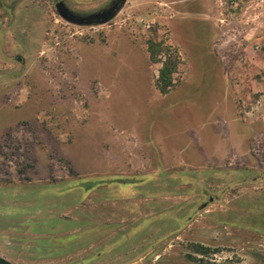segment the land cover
<instances>
[{
  "label": "rangeland",
  "instance_id": "rangeland-1",
  "mask_svg": "<svg viewBox=\"0 0 264 264\" xmlns=\"http://www.w3.org/2000/svg\"><path fill=\"white\" fill-rule=\"evenodd\" d=\"M62 1L91 14L114 0ZM181 3L126 0L108 23L79 26L54 0H0V203L115 183L124 264H264V0H207L206 20L182 15ZM149 41L163 43L162 62L180 59L168 94ZM179 109L204 131L233 127L235 175H201L193 147L187 175L137 174L152 134L162 166L163 125L180 127Z\"/></svg>",
  "mask_w": 264,
  "mask_h": 264
},
{
  "label": "crops",
  "instance_id": "crops-1",
  "mask_svg": "<svg viewBox=\"0 0 264 264\" xmlns=\"http://www.w3.org/2000/svg\"><path fill=\"white\" fill-rule=\"evenodd\" d=\"M180 1L178 7L182 8V15L195 12L201 20L208 18L204 7L207 0H194L192 4L188 0ZM193 4H201L202 10H191ZM169 113L165 122L171 121ZM176 116L180 127L169 123L163 125L162 166L155 168L153 151L160 147L153 145L155 137L152 134L149 145L152 152L146 154V170L137 174L187 175L186 165L180 164L189 162L183 155L187 148L193 147L199 151L193 161L198 164L201 175L208 170L212 175H235L227 165L231 155L228 149L235 147L233 127L230 133L227 125L221 128L210 123L204 131L195 117L193 124L188 122L185 109L177 110ZM221 129L225 130L224 134ZM170 151L178 154L177 160L171 162V158L168 159ZM158 160L159 163L161 158ZM171 163L179 165L177 171L176 167L170 169ZM113 184L93 188L36 189L31 199L20 193L16 202L0 203V256L12 264H124L123 194ZM15 211L18 216L10 218V213ZM20 213L23 216L20 217ZM28 219L38 221L46 230L30 233ZM73 245L76 246L73 250L66 249Z\"/></svg>",
  "mask_w": 264,
  "mask_h": 264
},
{
  "label": "water",
  "instance_id": "water-1",
  "mask_svg": "<svg viewBox=\"0 0 264 264\" xmlns=\"http://www.w3.org/2000/svg\"><path fill=\"white\" fill-rule=\"evenodd\" d=\"M125 2L126 0H114L109 7L88 15L76 14L70 10L62 0L56 2L55 6L59 16L66 22L79 26H92L105 24L111 21ZM0 264L12 263L0 256Z\"/></svg>",
  "mask_w": 264,
  "mask_h": 264
},
{
  "label": "trees",
  "instance_id": "trees-1",
  "mask_svg": "<svg viewBox=\"0 0 264 264\" xmlns=\"http://www.w3.org/2000/svg\"><path fill=\"white\" fill-rule=\"evenodd\" d=\"M162 46L163 43L149 41L147 51L152 63H162V67L159 70V77L156 81V85L160 93L168 94L170 90L175 86V80L173 76L178 69L180 59L178 56L173 57L170 53V56L162 62L159 59L161 52H163L164 50Z\"/></svg>",
  "mask_w": 264,
  "mask_h": 264
},
{
  "label": "flooded vegetation",
  "instance_id": "flooded-vegetation-1",
  "mask_svg": "<svg viewBox=\"0 0 264 264\" xmlns=\"http://www.w3.org/2000/svg\"><path fill=\"white\" fill-rule=\"evenodd\" d=\"M55 1V3L56 2H58V1H60V0H54ZM75 12V11H74ZM76 14H79V15H88V14H90V13H88V14H85V13H78V12H75ZM19 60H20V58H18Z\"/></svg>",
  "mask_w": 264,
  "mask_h": 264
}]
</instances>
